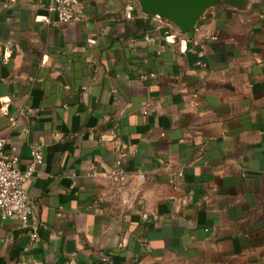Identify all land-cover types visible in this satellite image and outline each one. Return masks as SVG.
Returning a JSON list of instances; mask_svg holds the SVG:
<instances>
[{"label": "crops", "instance_id": "obj_1", "mask_svg": "<svg viewBox=\"0 0 264 264\" xmlns=\"http://www.w3.org/2000/svg\"><path fill=\"white\" fill-rule=\"evenodd\" d=\"M53 5L0 0L4 153L42 155L37 239L0 220V264H264V0L186 34L134 0Z\"/></svg>", "mask_w": 264, "mask_h": 264}, {"label": "built area", "instance_id": "obj_2", "mask_svg": "<svg viewBox=\"0 0 264 264\" xmlns=\"http://www.w3.org/2000/svg\"><path fill=\"white\" fill-rule=\"evenodd\" d=\"M80 0H53L54 5L51 11L56 15V22L67 24L78 21L77 9ZM214 39V38H213ZM7 56L3 60L8 63L11 45L5 46ZM153 76V75H152ZM140 79H143L141 77ZM0 112L7 114L6 103L0 101ZM9 121L13 120L9 118ZM5 140L0 136V220H17L20 227L29 229L31 241L37 239V228L32 226V210L30 199L27 196L23 184L30 180L34 174V166L42 161L41 153L33 146L30 147V163L24 172L17 167L18 159L7 156L4 153ZM111 177L119 182L125 177L124 171L119 168L111 173ZM137 178L144 179L143 174H138ZM173 183V181H171Z\"/></svg>", "mask_w": 264, "mask_h": 264}, {"label": "water", "instance_id": "obj_3", "mask_svg": "<svg viewBox=\"0 0 264 264\" xmlns=\"http://www.w3.org/2000/svg\"><path fill=\"white\" fill-rule=\"evenodd\" d=\"M140 11L152 17L166 20L180 33L194 30L197 21L205 12L220 4L226 3L239 8L244 0H135Z\"/></svg>", "mask_w": 264, "mask_h": 264}, {"label": "rangeland", "instance_id": "obj_4", "mask_svg": "<svg viewBox=\"0 0 264 264\" xmlns=\"http://www.w3.org/2000/svg\"><path fill=\"white\" fill-rule=\"evenodd\" d=\"M134 2L136 3V5H138L137 2H136L135 0H134ZM165 21H166V20H165ZM168 23H169V22H168ZM172 26H173V25H172ZM173 27H174V26H173Z\"/></svg>", "mask_w": 264, "mask_h": 264}]
</instances>
